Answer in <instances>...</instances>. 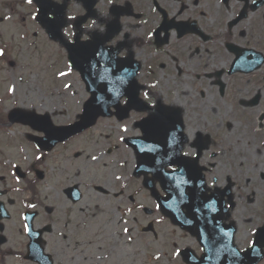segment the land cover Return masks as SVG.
Wrapping results in <instances>:
<instances>
[{"label": "flooded vegetation", "instance_id": "flooded-vegetation-1", "mask_svg": "<svg viewBox=\"0 0 264 264\" xmlns=\"http://www.w3.org/2000/svg\"><path fill=\"white\" fill-rule=\"evenodd\" d=\"M1 1L0 264H120L121 256L134 255L136 230L140 241H162L167 219L136 178L137 152L129 144L159 106L163 123H180L175 150L189 159L187 170L204 179L195 197H203L210 227L218 217L219 229L233 230L243 250L257 245L264 264V0H50L51 17L65 11L68 27L79 28L98 78L137 81L107 93L123 96L127 107L126 96L139 92L149 107L127 116L112 109L54 147L39 143L46 135L8 96L10 80L15 87L24 69L25 23L41 28L40 1ZM59 108L69 106L32 111L49 113L55 127L73 123ZM104 123L119 133L106 134ZM200 189L198 182L194 191ZM177 230L181 243L173 249L181 257L185 249L201 250Z\"/></svg>", "mask_w": 264, "mask_h": 264}, {"label": "rangeland", "instance_id": "rangeland-1", "mask_svg": "<svg viewBox=\"0 0 264 264\" xmlns=\"http://www.w3.org/2000/svg\"><path fill=\"white\" fill-rule=\"evenodd\" d=\"M27 23L29 28H33V20H29ZM28 31L30 32L31 30ZM65 33L70 39L76 35L71 27L66 30ZM42 41L45 42L44 48H42L43 46L40 44V50L46 51L55 61L49 58L46 54L39 53L41 69L37 71L33 69L31 74L26 75V79L20 78L21 82L25 80L22 84H20L19 81L16 82V89L17 91L20 90V94L17 95V103L20 104L23 102L26 107L67 105L69 106V109L59 108L58 113H64L66 115L64 117L65 120H75L78 107L82 105L84 100L83 85L76 74H71L66 72V70H63L65 64H60V62L65 61L67 63L66 53L58 45L53 44L46 34L42 32L39 33V40L34 41L33 44L30 41L25 43L28 44L29 47L34 48L32 63L37 67L36 49L38 51L39 47H37V44L42 43ZM22 51L23 62L26 65L25 58L27 57V47L24 46ZM44 62H51L50 66H54V69L48 67V65L42 67ZM61 73H64V75H61ZM49 75L51 76L46 77ZM21 77L23 78V75ZM102 129L106 134L117 135V133H119V129L111 128L106 123L102 125ZM113 206L115 208L117 207V204H114ZM136 215L137 218H140V211H137ZM114 218L116 221L121 219V217L115 212ZM112 232L117 233V229ZM177 233L178 232L168 222L163 225V241H161V243H163V250L160 251V244L157 242H149L147 239L139 241V238L142 235L139 230H136L135 254L131 259L123 257L121 260L120 257V264H128V261L130 264H183L180 258L176 257V252L171 248V244L174 241L178 240L179 243H181L179 240L181 236ZM130 240L132 243V236ZM147 248H150L152 252H154L153 255L148 252ZM160 252L162 254H160Z\"/></svg>", "mask_w": 264, "mask_h": 264}, {"label": "water", "instance_id": "water-1", "mask_svg": "<svg viewBox=\"0 0 264 264\" xmlns=\"http://www.w3.org/2000/svg\"><path fill=\"white\" fill-rule=\"evenodd\" d=\"M47 27L50 29L51 26H50L49 23H47ZM61 28L62 27L57 25V24L55 26H52V30L51 31H53L54 39H61ZM78 53L79 52L77 51L74 54V61L77 62V63L80 61V56H79ZM83 129L84 128L81 125L78 124V125H75L73 127L68 128V129H64V130H66V132L61 133L57 137H61V138L62 137H69L70 135L72 136L73 133H76L78 131H82ZM163 130L170 131L169 128H163V127H160V126L149 127V128L146 129V136L147 137H150V136H154V137L162 136L163 135ZM64 135H66V136H64ZM169 160L170 161H159V160L157 161L156 158H153V159H142V158H140L139 159V167H140V169H144L143 171L145 173H151L153 175V181L157 180V181L161 182V184L163 186V189L168 193V198H167L168 201H171L172 198L176 195L174 192H172L171 186L178 182L179 176L177 175V173H168V172H166L165 167L167 165H174L178 161L176 159H169ZM159 162L161 163L160 165H158ZM165 163H167V164L164 165ZM168 207H169V203H166V205L164 206V211H168L170 213V215H171V212H170L171 209L168 208ZM234 256L236 257L235 254L233 255V257ZM233 257H232V259H233Z\"/></svg>", "mask_w": 264, "mask_h": 264}, {"label": "snow or ice", "instance_id": "snow-or-ice-1", "mask_svg": "<svg viewBox=\"0 0 264 264\" xmlns=\"http://www.w3.org/2000/svg\"><path fill=\"white\" fill-rule=\"evenodd\" d=\"M32 0H28V3H31ZM69 19H75L74 17H69ZM5 55V51L3 48H0V57H3ZM61 75H64V73H61ZM11 91H14V89H11ZM145 96H147V93H145ZM195 147V145H193ZM37 159H40L39 157ZM93 160L97 159V157L93 156L92 157ZM125 232L128 231L127 228L124 229Z\"/></svg>", "mask_w": 264, "mask_h": 264}]
</instances>
